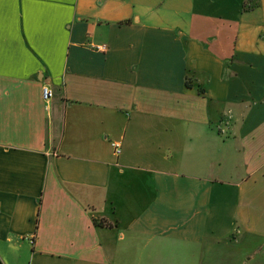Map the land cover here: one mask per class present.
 I'll list each match as a JSON object with an SVG mask.
<instances>
[{"label": "crops", "instance_id": "obj_1", "mask_svg": "<svg viewBox=\"0 0 264 264\" xmlns=\"http://www.w3.org/2000/svg\"><path fill=\"white\" fill-rule=\"evenodd\" d=\"M0 264H264V0H0Z\"/></svg>", "mask_w": 264, "mask_h": 264}, {"label": "built area", "instance_id": "obj_2", "mask_svg": "<svg viewBox=\"0 0 264 264\" xmlns=\"http://www.w3.org/2000/svg\"><path fill=\"white\" fill-rule=\"evenodd\" d=\"M101 49H104L103 47H100ZM53 96V91L49 89L48 87L43 88V97L44 99L48 100ZM115 148V152L119 153L120 152V145L119 144H113Z\"/></svg>", "mask_w": 264, "mask_h": 264}]
</instances>
